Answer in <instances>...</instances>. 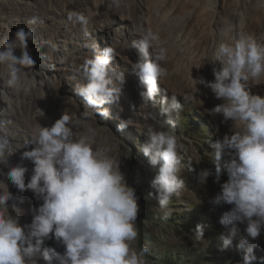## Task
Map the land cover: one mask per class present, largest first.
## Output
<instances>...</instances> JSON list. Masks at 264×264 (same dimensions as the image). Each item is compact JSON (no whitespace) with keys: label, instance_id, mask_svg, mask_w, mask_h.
I'll return each mask as SVG.
<instances>
[{"label":"rangeland","instance_id":"1","mask_svg":"<svg viewBox=\"0 0 264 264\" xmlns=\"http://www.w3.org/2000/svg\"><path fill=\"white\" fill-rule=\"evenodd\" d=\"M252 1L0 0V38L5 34L14 36L22 27L32 29L34 36L28 41V51L36 63L24 68L30 76L37 74L47 80L43 90L33 88L26 82L28 78L22 79L19 89L0 81L1 86L7 87L4 97L0 90V120L6 122L11 141L8 167L21 162L22 153L27 150L26 140L66 114L72 122L74 138L87 140L94 149L109 150L101 155L112 159L128 185L136 190L140 211L135 224L139 235L130 246L136 252L148 249L146 264H244V250L237 247L238 241L224 249L221 239L223 228L218 219L231 205L213 211L209 204L228 179L223 169L217 176L212 144L232 131H243V124L225 123L222 115L210 116L208 109L223 101L198 80L214 81L213 69L220 67L219 62H214L216 48L236 39L235 32L229 33L233 8L240 2L248 11ZM70 13L85 15L88 23L70 20ZM245 23L243 19L238 36L246 34ZM148 30L158 36L156 51L164 49L166 54L161 63L167 76L155 101L146 100L143 94L147 88L133 68L140 58L133 41ZM86 44H96L100 49L112 47V66L125 75L119 101L103 106L111 113L107 120L74 90L75 84L84 83L79 69L95 54ZM16 54L19 56L20 51ZM116 86L119 87L118 82ZM248 86L253 94L264 96V79L250 80ZM172 95L182 105L179 115L173 114L174 128L160 115L162 97L170 99ZM118 117L130 119V125L119 129ZM153 130L171 131L176 136L182 161L179 175L185 182L179 197H173L163 210L158 199L149 195L155 193L152 182L156 170L139 149ZM24 164L29 169L27 183L34 165L30 161ZM204 168L212 173L206 185L198 180L199 171ZM0 169L8 171L3 165ZM0 180V188L18 197L16 207L10 201L8 208L0 209V215L19 218L21 225L30 224L32 209L42 201L35 199L30 190L20 193L6 175ZM197 225L205 229L199 240L194 234ZM236 227L243 235L246 225ZM256 243L252 264H264V230ZM45 247L64 251L55 239L47 240ZM38 264L46 262L41 259Z\"/></svg>","mask_w":264,"mask_h":264},{"label":"clouds","instance_id":"2","mask_svg":"<svg viewBox=\"0 0 264 264\" xmlns=\"http://www.w3.org/2000/svg\"><path fill=\"white\" fill-rule=\"evenodd\" d=\"M69 19L82 25L88 23L86 16L79 13H70ZM33 36L32 29L22 27L11 39L0 38V81L17 89L22 87L24 67L36 63L28 51V41ZM157 41V34L151 30L133 41L140 55L133 68L147 88L143 95L148 101H155L167 76L161 63L166 59L165 50L156 51ZM85 46L95 54L79 69L84 83L75 84L74 90L107 120L111 113L103 106L119 101L125 75L112 66V47ZM214 56V62L220 65L213 69L214 81H198L223 103L208 109V114L222 115L225 123L243 124V131H232L212 144L217 176L223 169L228 179L209 204L213 211L231 205L218 219L223 228V248L238 241L237 247L244 250V264H252L256 241L264 230V96L253 94L248 82L264 76V44L241 35L230 43H221ZM181 110L175 95L170 99L162 97L160 115L172 128L173 114L178 116ZM118 119L119 129L130 125V119ZM7 131L6 122L0 120V165L8 168L6 173L0 169V176L6 175L20 193L32 191L42 203L32 209L30 224L21 225L19 218L0 215V264H38L41 259L46 264H146L148 249L136 252L130 246L139 235L135 224L139 197L119 166L101 155L109 150L94 149L87 140L75 139L70 117L63 114L52 126L41 127L38 134L26 140L27 150L21 162L8 167L12 152ZM139 149L156 170L152 182L155 193L149 195L158 199L161 210L166 209L185 186L179 175L182 161L177 138L171 131H149ZM24 161L34 165L27 183L29 169ZM211 175L209 169H201L198 180L206 185ZM17 199L9 190L0 188V209L8 208L10 201L16 207ZM237 224L246 225L243 235ZM204 231L203 225L196 226L198 240L204 237ZM51 239L63 245L62 253L45 247Z\"/></svg>","mask_w":264,"mask_h":264},{"label":"bare ground","instance_id":"3","mask_svg":"<svg viewBox=\"0 0 264 264\" xmlns=\"http://www.w3.org/2000/svg\"><path fill=\"white\" fill-rule=\"evenodd\" d=\"M6 1H10V0H6ZM238 2V1H237ZM242 2V1H241ZM253 4L248 8H250V10L240 6L239 3H236V7H234L233 12H232V22H231V26L229 29H231V34H233L235 32V36L236 39H238L240 37V35L238 36L237 34L239 33L238 30H241V26H242V20H246V36H251L254 39L257 40L258 43L264 44V0H253L252 1ZM10 5V4H8ZM248 12V14L246 13ZM219 35V34H218ZM244 35V34H243ZM9 39L12 38L11 34H5L2 38L7 37ZM23 79H26V82L30 83L33 88L38 87L40 90L45 89L46 85H47V80L44 77H41L37 74H32L31 76L28 74V72L25 71V68L23 69ZM264 79V76H262L260 79L258 80H262ZM29 84V85H30ZM32 88V87H31ZM7 87L5 86H1L0 85V90L2 91L1 95L2 97H4L5 95V91H6Z\"/></svg>","mask_w":264,"mask_h":264}]
</instances>
